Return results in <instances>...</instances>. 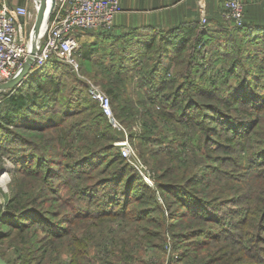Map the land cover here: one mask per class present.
Listing matches in <instances>:
<instances>
[{
    "label": "trees",
    "instance_id": "trees-1",
    "mask_svg": "<svg viewBox=\"0 0 264 264\" xmlns=\"http://www.w3.org/2000/svg\"><path fill=\"white\" fill-rule=\"evenodd\" d=\"M76 52L98 56L125 134L55 56L0 92L4 262L264 264V24L100 31ZM124 136L153 186L115 145Z\"/></svg>",
    "mask_w": 264,
    "mask_h": 264
},
{
    "label": "built area",
    "instance_id": "built-area-1",
    "mask_svg": "<svg viewBox=\"0 0 264 264\" xmlns=\"http://www.w3.org/2000/svg\"><path fill=\"white\" fill-rule=\"evenodd\" d=\"M197 3L199 22L204 26L207 22L206 2L198 0ZM33 4V9L27 4H0V84L19 73L31 50L32 28L38 9V5ZM119 11L117 0H55L54 8L37 38L32 70L40 68L51 56L76 66L73 54L79 47L81 34L88 30H111L114 17ZM221 17L226 23L240 26L243 21L241 2L221 0ZM89 93L99 103L109 122L114 120L111 118L108 96L98 88L90 89ZM121 131L125 129L122 128ZM115 145L119 146L122 157L142 176L145 183L153 186L154 173L138 158L128 139L125 137Z\"/></svg>",
    "mask_w": 264,
    "mask_h": 264
},
{
    "label": "crops",
    "instance_id": "crops-1",
    "mask_svg": "<svg viewBox=\"0 0 264 264\" xmlns=\"http://www.w3.org/2000/svg\"><path fill=\"white\" fill-rule=\"evenodd\" d=\"M120 11L114 17L115 34L129 30L150 28L156 32L173 29L181 23L199 19L198 0H117ZM243 6V18L248 23L264 24V0H239ZM28 0H0L10 6L27 4ZM33 2V0H32ZM206 18L213 31L226 27L220 15L221 0H205ZM101 31V30H100ZM100 31L88 30L79 37V46L92 44Z\"/></svg>",
    "mask_w": 264,
    "mask_h": 264
},
{
    "label": "rangeland",
    "instance_id": "rangeland-1",
    "mask_svg": "<svg viewBox=\"0 0 264 264\" xmlns=\"http://www.w3.org/2000/svg\"><path fill=\"white\" fill-rule=\"evenodd\" d=\"M27 5L28 7H30V9H33L34 7V4L32 2V0H28L27 2ZM79 48V47H78ZM77 48V49H78ZM77 49L75 50L73 56H74V59L76 60V66H73V65H70L72 68V72L75 74L76 78L81 80V81H84V82H88L90 84V89L92 88H98L100 89L102 92L104 90V88L101 86L102 84L104 83H101L100 80L102 78V73L100 71H98V66L94 63H98V60H97V55L94 53L90 59H83L81 60L80 58H78L75 53H77ZM66 63V62H65ZM68 64V63H67ZM100 70V69H99ZM96 81H98L99 83H97ZM2 91H5V90H2ZM1 92V91H0ZM133 95V92L131 93ZM134 96V95H133ZM112 111V110H111ZM111 115L114 120H110V124L113 126V128H115L116 130L118 131H121V129L123 128V126L114 118L113 116V113L111 112ZM116 123V124H115ZM124 129V128H123ZM122 133L125 132V131H121ZM124 139H125V136H124ZM128 139V137H127ZM129 141V140H128ZM130 143V142H129ZM130 145L132 146V144L130 143ZM2 143H0V163H4V167H5V172L8 174L7 178L0 184V206L3 207L4 205H6V200L9 196V191H10V187L12 186V182H11V175H10V172L13 171V163L10 162L7 158H6V155L3 154L2 152L3 151V148H2ZM133 148V146H132ZM28 149L26 148H23L22 151H15L17 152L19 155L20 152L21 153H25ZM133 150L135 151V149L133 148ZM6 152V151H5ZM7 153V152H6ZM135 153L138 155V158H139V154L135 151ZM140 159V158H139ZM141 160V159H140ZM142 161V160H141ZM143 163V162H142ZM4 170V169H3ZM2 170V171H3ZM150 170V169H149ZM4 172V173H5ZM2 175V174H1ZM0 175V176H1ZM60 192L62 193H67L68 191L64 188V187H61L60 188ZM7 244V243H6ZM10 247V246H9ZM152 252H150L149 256L147 258H145L147 260V262H149L150 264H167L165 261H166V255L165 253L163 252H155L154 254H152ZM1 260H3L1 257H0ZM4 261V260H3ZM6 264V263H5Z\"/></svg>",
    "mask_w": 264,
    "mask_h": 264
},
{
    "label": "water",
    "instance_id": "water-1",
    "mask_svg": "<svg viewBox=\"0 0 264 264\" xmlns=\"http://www.w3.org/2000/svg\"><path fill=\"white\" fill-rule=\"evenodd\" d=\"M34 3L38 5L36 12L33 28H32V46L29 54L23 62L21 70L12 79L0 84V91L10 90L18 86L24 78L32 71L34 57L36 55L37 38L40 32L41 26L45 23L47 17L51 14L55 0H33ZM5 172V170L0 172V175ZM0 264H5L3 260L0 259Z\"/></svg>",
    "mask_w": 264,
    "mask_h": 264
},
{
    "label": "bare ground",
    "instance_id": "bare-ground-1",
    "mask_svg": "<svg viewBox=\"0 0 264 264\" xmlns=\"http://www.w3.org/2000/svg\"><path fill=\"white\" fill-rule=\"evenodd\" d=\"M41 28H42V26H41ZM7 176H8V174L6 172L5 173L4 172L2 173V175L0 176V184L7 178Z\"/></svg>",
    "mask_w": 264,
    "mask_h": 264
}]
</instances>
